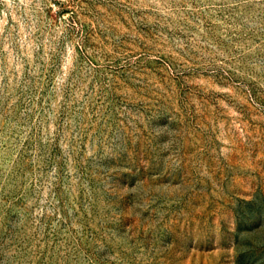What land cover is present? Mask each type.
<instances>
[{
    "label": "rangeland",
    "instance_id": "1",
    "mask_svg": "<svg viewBox=\"0 0 264 264\" xmlns=\"http://www.w3.org/2000/svg\"><path fill=\"white\" fill-rule=\"evenodd\" d=\"M0 264H264V0H0Z\"/></svg>",
    "mask_w": 264,
    "mask_h": 264
}]
</instances>
